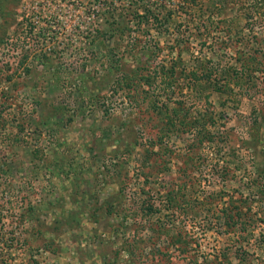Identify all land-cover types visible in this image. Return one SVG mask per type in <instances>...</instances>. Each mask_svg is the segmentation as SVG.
Returning <instances> with one entry per match:
<instances>
[{"label": "rangeland", "instance_id": "rangeland-1", "mask_svg": "<svg viewBox=\"0 0 264 264\" xmlns=\"http://www.w3.org/2000/svg\"><path fill=\"white\" fill-rule=\"evenodd\" d=\"M0 264H264V0H0Z\"/></svg>", "mask_w": 264, "mask_h": 264}]
</instances>
